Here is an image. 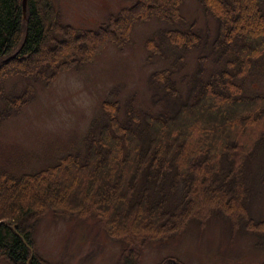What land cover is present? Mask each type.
Listing matches in <instances>:
<instances>
[{"label": "trees", "instance_id": "1", "mask_svg": "<svg viewBox=\"0 0 264 264\" xmlns=\"http://www.w3.org/2000/svg\"><path fill=\"white\" fill-rule=\"evenodd\" d=\"M132 1L87 30L63 24L54 0H27L25 14L22 0H0V123L33 96L32 84L16 92L7 81L48 84L60 71L90 61L103 45L124 48L137 22L172 26L145 45L148 60L172 56L169 66L149 76L157 112L137 111L127 101L121 119L118 102L108 99L82 148L41 171L0 173V258L9 264H49L32 239L33 223L47 213L95 219L106 237L123 244L121 264H140L138 249L190 222L204 227L212 215L264 236V220H253L247 207L255 176L249 170H264V94H245L243 84L264 76V0H198L216 32L196 73L176 81L183 53L206 48L208 33L186 22L183 0ZM212 56L224 65L203 78ZM160 264L182 263L167 258Z\"/></svg>", "mask_w": 264, "mask_h": 264}, {"label": "rangeland", "instance_id": "2", "mask_svg": "<svg viewBox=\"0 0 264 264\" xmlns=\"http://www.w3.org/2000/svg\"><path fill=\"white\" fill-rule=\"evenodd\" d=\"M132 4V0H54L63 24L87 30L99 28ZM180 9L188 24L194 22L195 28L208 35L206 48L183 53L175 81L196 73L198 57L209 52L216 32L215 20L198 0H183ZM171 27L156 19L137 22L124 48L103 45L90 61L60 71L48 84L21 78L7 81L6 88L12 86L16 92L32 84L33 96L19 112L0 123V173L18 176L41 171L82 148L84 136L108 99L118 102L121 119L127 101L137 111L157 112L160 107L153 103L149 76L169 66L172 56L148 60L145 45L157 32ZM216 63L213 56L205 61L203 78L220 70L224 60ZM243 84L245 94H264V76H251ZM176 87L186 91L182 81H177ZM249 173L255 176L249 182L248 212L253 220L262 221L264 170L259 166ZM32 239L36 253L49 264H121L123 244L106 237L93 218L62 219L47 213L33 223ZM138 251L140 264H160L167 258L182 264H264V236L233 229L228 219L212 215L204 227L190 222L167 240L150 242ZM0 264L9 263L0 258Z\"/></svg>", "mask_w": 264, "mask_h": 264}, {"label": "water", "instance_id": "3", "mask_svg": "<svg viewBox=\"0 0 264 264\" xmlns=\"http://www.w3.org/2000/svg\"><path fill=\"white\" fill-rule=\"evenodd\" d=\"M26 3H27V0H22V10L24 14L26 12Z\"/></svg>", "mask_w": 264, "mask_h": 264}]
</instances>
